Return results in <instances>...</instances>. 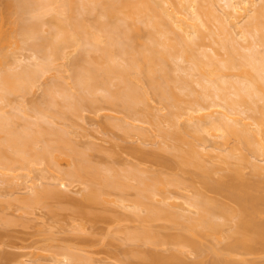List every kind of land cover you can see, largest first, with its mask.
<instances>
[{
  "label": "bare ground",
  "instance_id": "obj_1",
  "mask_svg": "<svg viewBox=\"0 0 264 264\" xmlns=\"http://www.w3.org/2000/svg\"><path fill=\"white\" fill-rule=\"evenodd\" d=\"M2 183L1 225L120 264H264V0H0ZM68 244L0 257L101 260Z\"/></svg>",
  "mask_w": 264,
  "mask_h": 264
},
{
  "label": "rangeland",
  "instance_id": "obj_2",
  "mask_svg": "<svg viewBox=\"0 0 264 264\" xmlns=\"http://www.w3.org/2000/svg\"><path fill=\"white\" fill-rule=\"evenodd\" d=\"M40 90L38 91V93H36V95L34 96V97H39L40 96ZM90 115V114H89ZM92 115V114H91ZM91 115H90V117H91ZM94 115H92V119H93V123H94ZM102 119V116L100 115V116H96V123L99 121V120H101ZM103 120V119H102ZM88 121H89V119H88ZM91 121H90V124H87L88 125V128H89V125H91V127L90 128H92V126L95 124V127L93 128V129H101L100 127H101V125H100V123L102 124V121H100V123H97V125H96V123H94L93 125L91 124L92 123ZM89 128V129H90ZM92 130V129H91ZM114 131H116V132H114V133H111L110 131H109V133L112 135H109L108 136V140H109V137H110V139H111V137H116V136H118V134H120V132H117V130H114ZM108 132V131H107ZM103 134H104V132H102ZM109 133H107V134H109ZM101 134V133H100ZM106 134V135H107ZM99 135V134H98ZM101 136V135H100ZM103 136V135H102ZM107 137V136H106ZM114 138H112V140L114 139ZM106 138H104L103 139V141L102 142H104V140H105ZM101 140L102 139H99V141L101 142ZM107 140V139H106ZM105 140V141H106ZM107 140V142H104V144H106V145H110L111 144V142H112V140H110V141H108ZM117 140H119V137H118V139ZM113 141H115V140H113ZM110 142V143H109ZM113 143V142H112ZM122 143H123V141H122ZM125 144H126V142H124ZM103 144V145H104ZM112 145V144H111ZM148 146V145H147ZM108 147V146H107ZM109 147H111V146H109ZM93 152H95V151H93ZM92 153V152H91ZM100 154V153H99ZM101 155V156H100ZM100 155H96L97 157H95L94 159H98V158H100V157H102L103 155L102 154H100ZM95 156V155H94ZM93 156V157H94ZM98 156H100V157H98ZM101 160L103 159V158H100ZM99 160V159H98ZM0 186L2 187V189H5L6 190V188H7V186H6V184L5 183H2V184H0ZM2 202H0V205H2V204H5V203H2ZM14 205V204H13ZM0 208H2V207H0ZM7 209V208H6ZM13 207H10L9 208V211H7V212H11V214H12V211H13ZM1 210V209H0ZM14 211H15V209H14ZM14 211H13V216L12 215H7V216H10L11 218L13 217V219H14V217H16V216H14V214L16 215V213H17V211H16V213H14ZM39 211V212H38ZM43 210H37V212L39 213L38 214V216H40V213L42 214V213H44V214H42V216L43 217H45V219H47L50 223H52L53 224V228L55 229V230H61L60 232H56L55 230V233H56V238L58 239V240H56V241H54L53 240V242H55L56 244L58 243V245L60 246V244H62V243H69V244H72V246L74 245V246H76V247H84V248H87V249H89V250H91L92 252V254H91V256H94V258L96 259L97 258V260H99L100 258H101V260H99L98 262H96V264H120V263H118L115 259H114V257L112 258V256H111V254H112V252H113V254H114V252H117V258L119 257L118 255H120V257H122L123 255L121 254L122 252H120L121 251V249H117V248H115V246H111V245H109V244H104V243H102V241L104 242V240H106L105 239V233H106V231L108 230V228H107V225H110V224H104V222L102 223V222H100V223H98V224H96V225H93V224H91V223H89V228H88V231L86 230V232L84 231L83 233H81V232H78V231H76L75 229L74 230H72V225H71V219H69V218H66V219H64V218H61V219H63L62 221H61V223H59V222H56V220H55V218H53L54 219V221H53V219L51 220V218L49 219V215L46 213L47 211H43ZM1 212V211H0ZM6 212V213H7ZM64 212H66V211H64ZM67 213V212H66ZM10 214V213H9ZM62 216H63V214H61ZM60 215V216H61ZM18 216V215H17ZM27 216H30V215H28L27 214ZM26 216V217H27ZM61 216V217H62ZM65 216V215H64ZM10 217H9V219H10ZM41 217V216H40ZM51 217V216H50ZM18 218V217H17ZM17 218H15L14 220H16ZM42 218V217H41ZM40 218V219H41ZM22 220V222L25 220V217H24V219L23 218H19L18 220ZM12 220V219H11ZM17 220V221H18ZM38 220V219H37ZM37 220H32V222H28L27 220V223H29V224H33L34 222H37L35 225L37 226V227H39V228H37V227H35V225L34 226H31V227H28V226H24V224L26 223V222H24V224L23 225H17V224H19L20 222H17V223H15L16 225L15 226H13V225H11V226H3V225H1L0 226V233H1V242H0V255H3V254H5V253H10V254H13V255H15L16 257L17 256H19V255H21V253H23V252H29L28 254L31 256V258H37V256H39V254H40V256L38 257V259L39 258H41V256H42V258H44V256L43 255H45V257H46V251L48 252V254L47 255H49V249H47V250H45L43 247H45V245H46V242L47 241H50V240H45L44 239V237L43 236H45V235H43L44 233H40V232H38V230L36 231V229H40V226L42 225V223L40 222V224L41 225H39V223H38V221ZM41 220H43V219H41ZM44 221V220H43ZM20 224H22V223H20ZM9 225V224H8ZM93 225V226H92ZM111 225H113V224H111ZM62 226H64V227H67V228H69V229H66V230H63L61 227ZM87 227H88V225H87ZM115 227V226H114ZM114 227H113V229H114ZM45 228V227H44ZM106 228H107V230H106ZM45 231V230H44ZM46 232V231H45ZM82 237H85V239L84 238H82ZM46 238H47V236H46ZM80 238H82L81 239V242H80ZM87 238V239H86ZM108 238V237H107ZM85 240V242H86V240L87 241H89L90 243L89 244H86V243H82V241H84ZM107 240H109V238L107 239ZM107 240L105 241V242H107ZM53 242H51L50 241V243H53ZM49 243V244H50ZM60 243V244H59ZM88 243V242H87ZM108 243V242H107ZM114 243V242H113ZM49 244H47V245H49ZM68 244V245H69ZM115 244H117V243H115ZM114 244V245H115ZM122 244V243H121ZM46 245V247H48ZM53 245V244H52ZM65 246H66V244H64ZM64 245H61V246H64ZM122 245H124V244H122ZM55 245H53V248L52 249H55L56 247H54ZM121 246V245H120ZM117 247H119V245L117 246ZM120 248H122V247H120ZM124 248V247H123ZM126 248V247H125ZM120 253V254H119ZM29 255L27 256V258L29 257ZM4 256V255H3ZM113 256H115V254L113 255ZM119 257V258H120ZM30 258V257H29ZM115 258H116V256H115ZM116 258V259H117ZM14 260V259H13ZM13 260H11V261H9V260H7L6 258H4V257H0V264H14V262L15 261H13ZM44 260V263H47V262H49V258H48V261H45L46 259H42V261ZM52 261H50V263H51ZM52 264V263H51Z\"/></svg>",
  "mask_w": 264,
  "mask_h": 264
}]
</instances>
